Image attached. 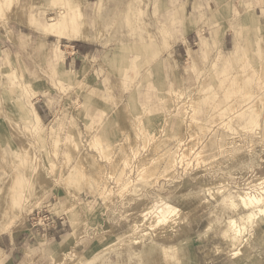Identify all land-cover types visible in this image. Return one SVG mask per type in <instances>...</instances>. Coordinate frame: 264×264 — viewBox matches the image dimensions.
I'll use <instances>...</instances> for the list:
<instances>
[{"label": "rangeland", "instance_id": "1", "mask_svg": "<svg viewBox=\"0 0 264 264\" xmlns=\"http://www.w3.org/2000/svg\"><path fill=\"white\" fill-rule=\"evenodd\" d=\"M162 1L0 0V236L34 232L35 264H264L239 201L264 208V54L191 73L170 50L189 19ZM74 33L95 45L64 72ZM162 202L175 222L139 235Z\"/></svg>", "mask_w": 264, "mask_h": 264}, {"label": "crops", "instance_id": "2", "mask_svg": "<svg viewBox=\"0 0 264 264\" xmlns=\"http://www.w3.org/2000/svg\"><path fill=\"white\" fill-rule=\"evenodd\" d=\"M90 4H97L101 7L97 0H82V10L88 9ZM167 5L164 3V6L161 7L162 9L175 8V12L169 16L172 18L176 16V24L184 25L185 17L189 19V31L176 36V42L170 50L174 57H180L181 53L183 56H192L191 67L188 68L191 73H194L193 71L198 70L203 64L206 65L207 58L218 57L220 63L229 64L231 62L234 64L235 57L244 55L238 53L243 45L245 49L250 50V53L252 51V55L255 51L257 52L255 55L264 54V52L260 53L264 50V0H170ZM175 13L176 15H174ZM16 20L18 22L19 18L17 17ZM160 23L170 24L169 18L161 15ZM16 25L14 30L19 32L18 27L21 24ZM91 40L87 35L75 40H68L71 52L63 60L64 72L81 69L83 62L91 55L92 47L95 45ZM242 42H244L243 45ZM249 42L254 43L250 45ZM73 43L77 44V48ZM36 103L34 102V104ZM36 113L41 121L37 110ZM58 218L62 221L59 220L57 228L49 231L47 235L51 240L58 238L60 243H63V247L67 246L75 250L84 238L83 233L78 241L71 240L73 226H70L67 218ZM35 235L34 232L31 233L30 229L14 234H2L0 236V264H19V262L17 263L18 259L27 257L32 260L31 264H35V259L38 260L39 257L35 258L38 253L32 246H35L36 242L30 241Z\"/></svg>", "mask_w": 264, "mask_h": 264}, {"label": "bare ground", "instance_id": "3", "mask_svg": "<svg viewBox=\"0 0 264 264\" xmlns=\"http://www.w3.org/2000/svg\"><path fill=\"white\" fill-rule=\"evenodd\" d=\"M62 20H63V17H62ZM50 21V20H49ZM54 22V20H53ZM56 22V21H55ZM61 22V21H59ZM58 23V22H57ZM63 23H65V20H63ZM76 23V22H75ZM67 24H70V21L67 20ZM56 32V31H55ZM78 38H81V37H78L75 33L70 35L69 36V40H75V39H78ZM36 117V116H35ZM144 167V166H143ZM149 167V166H148ZM152 167V166H151ZM150 168V167H149ZM146 169V168H145ZM155 169V168H153ZM144 170V169H142ZM148 170V168H147ZM150 170H152L150 168ZM156 170V169H155ZM150 172H155V171H150ZM143 173V172H142ZM141 173V175H142ZM144 173L147 174V172L145 171ZM151 174V173H149ZM147 174V176L149 175ZM152 175V174H151ZM146 176V175H145ZM262 186V185H261ZM247 191V190H246ZM261 191H264L261 190ZM264 193V192H263ZM253 194V193H252ZM261 195V194H260ZM262 196V195H261ZM264 197V195L262 196ZM239 201L241 202V204H243V206H245L246 208H252L254 210L251 209V211L248 212V215L246 217V221L248 223H254L255 220H257L256 224L257 225H260L262 223V220L264 219V208H261L260 205L262 204L263 202V199L260 197H255L254 195L250 196L249 194H245V196H240L239 195ZM160 203V202H159ZM158 204V203H157ZM149 211V210H148ZM147 211V212H148ZM3 213V212H2ZM145 213V212H144ZM143 213V214H144ZM151 215L153 216V221L149 220L150 222H148V228L149 229H145L144 228V231H141L140 233L138 232V234H142L143 233V236L144 234L147 235L148 233V230L152 231L154 228L156 229V227H159V226H163V225H166L167 223H174L176 218H177V214H176V211L174 210V208H172L171 206L167 205V203H161L158 207L156 208H153L151 209ZM151 216V217H152ZM145 217V216H144ZM148 217V216H147ZM147 217H145V219H147ZM150 217V219H152ZM144 221V220H143ZM243 221V220H242ZM236 221H230V224H231V229H233V231L235 230V233H241V229L238 226V224L236 225L235 224ZM147 223V222H146ZM264 224V223H263ZM146 225V226H147ZM241 227H243L241 225ZM245 229V228H244ZM137 234V235H138ZM164 234V233H163ZM130 237V236H129ZM135 237V236H134ZM133 237V238H134ZM126 239V238H125ZM136 239H139V236L136 238ZM134 240V239H132ZM137 242V241H134V243ZM139 242V241H138ZM228 251V250H227ZM228 253V252H227ZM80 262V261H79Z\"/></svg>", "mask_w": 264, "mask_h": 264}, {"label": "built area", "instance_id": "4", "mask_svg": "<svg viewBox=\"0 0 264 264\" xmlns=\"http://www.w3.org/2000/svg\"><path fill=\"white\" fill-rule=\"evenodd\" d=\"M46 218V220H49L50 218L47 216V217H45ZM53 222V221H52Z\"/></svg>", "mask_w": 264, "mask_h": 264}]
</instances>
